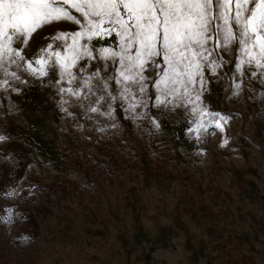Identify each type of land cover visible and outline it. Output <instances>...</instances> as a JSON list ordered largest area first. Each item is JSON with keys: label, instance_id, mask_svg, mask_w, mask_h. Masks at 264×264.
I'll use <instances>...</instances> for the list:
<instances>
[{"label": "rangeland", "instance_id": "374dc122", "mask_svg": "<svg viewBox=\"0 0 264 264\" xmlns=\"http://www.w3.org/2000/svg\"><path fill=\"white\" fill-rule=\"evenodd\" d=\"M72 30L46 25L25 51L61 48L53 36ZM210 46L221 66L205 69L201 104L227 123L200 139L189 131V106L146 98L134 116L116 100L111 116L106 102L92 113L88 99L57 92L69 87L56 83L58 69L42 81L9 67L28 83L0 88V264H264V76L248 65L236 71L235 42ZM80 63L81 81L92 65L112 68ZM119 90L109 81L110 94Z\"/></svg>", "mask_w": 264, "mask_h": 264}, {"label": "snow or ice", "instance_id": "6c2138e0", "mask_svg": "<svg viewBox=\"0 0 264 264\" xmlns=\"http://www.w3.org/2000/svg\"><path fill=\"white\" fill-rule=\"evenodd\" d=\"M61 22L78 26L53 36L63 42L61 48L49 43L31 55L25 51L37 30ZM113 35L114 47L91 43ZM221 37L224 45H238V73L243 75L248 65L259 70L249 75L264 76V0H0V72L5 77L0 88L18 91L13 81L28 83L18 71L9 72L11 66L42 81L49 69H58L56 83L69 87L57 92L88 99L86 111L100 113L101 107L93 105L106 102L103 114L111 116L112 102L119 100L121 106L127 101L129 113L140 116L137 109L147 106L146 98L157 107L189 106V131L200 139L202 131L214 127L223 132L227 123L225 116L201 104L205 69L215 74L221 66L212 60L210 46ZM94 59L111 62V70L108 64L92 65V72L78 79L73 69L83 71L87 65L80 62ZM109 81L120 86L118 97L109 93ZM149 81L157 94L148 96ZM227 143L225 139L223 145Z\"/></svg>", "mask_w": 264, "mask_h": 264}]
</instances>
